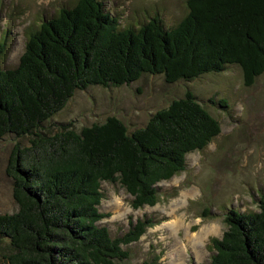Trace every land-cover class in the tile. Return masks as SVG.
<instances>
[{"label":"trees","instance_id":"obj_1","mask_svg":"<svg viewBox=\"0 0 264 264\" xmlns=\"http://www.w3.org/2000/svg\"><path fill=\"white\" fill-rule=\"evenodd\" d=\"M188 15L173 29L154 17L139 29H120L100 0H79L29 37L19 65L0 68V139L30 136L16 145L7 168L18 211L0 215L8 264H125L123 249L153 226L138 220L120 238L99 223L102 183L119 182L132 206L153 207L157 185L186 169L187 155L204 150L221 126L192 92L129 133L110 117L80 132L55 135L44 124L89 87H121L144 75L168 84L228 66L242 69L246 86L264 75V0H188ZM0 44V57L5 53ZM224 100L218 105L225 108ZM227 231L211 240L210 264H264V193L259 211L230 210ZM143 264H159L157 260Z\"/></svg>","mask_w":264,"mask_h":264},{"label":"rangeland","instance_id":"obj_2","mask_svg":"<svg viewBox=\"0 0 264 264\" xmlns=\"http://www.w3.org/2000/svg\"><path fill=\"white\" fill-rule=\"evenodd\" d=\"M79 0H0V44L5 53L0 68L15 69L29 37L62 9H72ZM107 12L119 19L120 29H139L154 17L173 29L188 15V0H100ZM192 92L197 101L221 126V133L204 150L187 155L186 169L157 185L159 201L135 209L134 198L122 185L102 183L99 224L113 238H120L138 220L153 226L141 239L123 249L125 264H210L214 254L211 240L221 239L228 227L230 210L259 211L264 193V75L246 86L242 69L228 66L190 81L168 84L162 75H144L121 87L93 86L78 90L64 108L51 117L43 131L55 135L62 126L80 132L116 117L129 133L144 128L151 117L174 100ZM227 107L223 108L220 101ZM32 137L7 135L0 139V215L18 211L13 198V180L7 174L16 145L30 146ZM9 242H0V264H8ZM12 253V252H11Z\"/></svg>","mask_w":264,"mask_h":264}]
</instances>
